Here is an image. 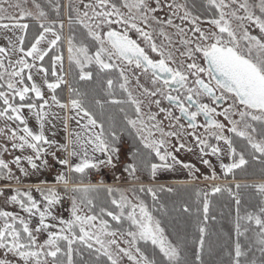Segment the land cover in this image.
Listing matches in <instances>:
<instances>
[{
  "label": "snow or ice",
  "instance_id": "6c2138e0",
  "mask_svg": "<svg viewBox=\"0 0 264 264\" xmlns=\"http://www.w3.org/2000/svg\"><path fill=\"white\" fill-rule=\"evenodd\" d=\"M5 0H0V4ZM26 2V0H24ZM209 5H214L219 12V18H215L209 21L212 25L218 29V33H205L199 27H195L192 30L199 33L198 41L195 47H187L192 44L191 39H182L181 43L186 46V51L181 53V56H187L192 59V63H188L186 68L181 64V69L172 68L168 65L167 61L171 60V54L166 58L163 52H160L162 57L159 60H153L146 53L136 40L131 39L127 32L121 33L109 28L106 32L98 31L102 25H111L113 23H123L133 29L143 37L146 43L151 41V34L144 32L133 22L129 24L128 19L120 17L119 9L114 3H110V0H96L95 4H85V8L92 9V15L89 16L88 11H84L82 15H79L76 23H79L87 30V36L96 42L98 47L94 54H90L89 48L83 44H77L76 37L69 36L67 38V51L68 60L70 64H75L80 69V80H90L92 78V72L85 71V67L89 64L95 63L101 71L117 68L116 60L125 63L127 66L135 65L136 69H141L145 75L151 73L152 84L155 88L150 95L155 96L159 93L170 104L179 110L181 116H173L171 110L161 108V112H167L166 118L175 119L177 122L181 117L186 118L188 121V127L192 129L197 128V117L203 115L205 117L206 130H209V134L217 141H223L227 145L230 158L233 160L230 164H221V168L225 173L231 172L233 169L241 168L247 164V160L243 152H237L233 147V141L223 135L224 124L213 119V115H223L225 119L232 125L228 129L229 132L235 133L239 137H243L247 140L248 145L251 147L254 153H259L261 157H264V126L260 130L262 139L256 140L252 133L257 132V128L253 126L252 122H261L264 124V37L258 38L255 35H250L243 21H248L255 25L260 33H264V0H258L255 4H249L248 0H244L239 4V9L242 10L245 15L239 16L236 11L231 13H225L224 8L229 5L225 3V0H207ZM237 0H231L232 4H236ZM35 7V18L41 20L46 16V13L41 9V5L32 0ZM130 11L136 9L140 12V19L147 20V16L143 15L142 10L153 11L145 3V0H133V2H126L123 5ZM10 7L19 9V14L16 16L0 15V20H10L11 24H0L2 28L20 29L23 32H27L29 25L27 23H21L22 20L33 17V13L23 7V3L17 0L16 3L11 4ZM183 7V6H178ZM253 8H258L261 15H256ZM99 9V10H97ZM78 11V10H77ZM0 12H6V9L0 7ZM231 16L241 23L239 28L244 29L241 37L238 39L235 30L232 28L230 20L226 16ZM116 16L117 19L113 20L111 17ZM191 13L184 12V16L181 19H189ZM199 17H191V22L195 24V21ZM171 23V20L168 21ZM72 20H69L71 25ZM63 23L60 24V28L63 29ZM38 35L34 37V42L31 46L25 50L23 48L25 36L18 37L20 46L13 45L14 50L22 53L23 55L16 61L17 68L8 73L9 79L6 82L9 93L0 91V100L3 101L5 107L0 110V117H7L9 120L19 121L24 127L22 128L23 135L18 139L21 141L19 145L13 144V147H19L21 149L27 147L32 149L35 153V157H26L28 163L33 169H37L39 165L34 162V159H41V154L45 152V149L41 146L48 145L51 150L54 141L48 140L43 132L44 124L43 120L46 113L43 111L48 104L47 100L43 99L41 88L33 82L31 86L18 87L17 85L24 84V70L28 69L29 74L27 79L33 80L31 70L36 68L35 63H29L26 57H31L33 61H44L45 57L49 55V51L52 49H59L56 47L58 42L64 38L61 33L57 32L52 25L44 23L39 24ZM183 32V29H180ZM51 34V39H47V35ZM163 35V33H161ZM225 36L227 38H225ZM240 40L246 41V48H242ZM47 41V48H42L40 45L42 42ZM151 51L157 52V46L151 43ZM5 49L0 47V54L5 53ZM202 54L204 66L197 63L196 54ZM60 62L61 73L63 72V56L61 54H54L51 56L52 70L51 74L55 77V82L49 83L47 80L48 69L42 65L37 69L38 72L44 73V83L47 88L53 92L65 83L63 75H57L56 64ZM4 67L2 59H0V68ZM189 74L195 79L192 81L193 86H189L188 77ZM120 76L124 80V83L120 84V88L127 92L126 83L127 76L123 68L120 69ZM207 76L208 80L202 78ZM3 76L0 74V79ZM18 78V79H17ZM162 81V83H161ZM108 87L111 88L113 81L109 79L107 81ZM70 93H75L79 96V92L73 88H69ZM148 92V89H145ZM175 92L176 94H171ZM29 93H34L37 100H43V103L37 105L35 102H28L26 97ZM219 93V94H217ZM11 96V100L9 99ZM207 96L210 98L211 103L215 104L218 101L231 100L232 104L229 105L224 112L217 113L214 107H211L208 103H202L200 98ZM19 98V103H13L15 98ZM30 99V98H29ZM54 104L60 108H67L70 106L72 110L76 111L77 115L83 113L82 118H86V123L80 125L82 130L88 133L86 138H83L80 133L76 134L75 140H70V144L79 145L80 151L75 149L69 150L67 145H59V147L67 152L66 158L58 160L59 164L67 166L70 173H79L83 175L86 170L95 169L101 166H111L113 164V157L119 152L116 146L118 138L115 133L112 132L111 139L105 134L103 123L97 121V119L84 108L81 100L70 98L69 104L65 105L57 99L56 95L51 97ZM129 100L135 105L136 119L125 117L127 124L131 126L140 138V142L144 148L151 150L155 153V156L159 159L160 163H152L150 166L151 175L156 176L158 170L170 169L173 164H180L172 151L167 148V141L164 137L176 136L177 132H165L160 127V123L146 124L141 118V102L135 100L131 93H129ZM100 101L97 100V104ZM113 103H120V101H113ZM159 106L160 101H155ZM27 108L29 112L35 111L36 119L40 122V131L34 133L28 126L24 116L21 114V110ZM195 108L194 111L190 109ZM239 108L240 121H234L230 119L229 112H235ZM11 113V114H9ZM149 121H156V115L152 114L148 117ZM79 123V121H77ZM242 124L243 127L239 128L238 125ZM99 128V132L95 129ZM183 128V125H181ZM153 129L160 133L161 138H154ZM251 130L249 132L248 130ZM13 137H16L13 132ZM198 145L201 147V153H204L205 148H210L212 155L219 156L221 154V148L218 145H209L207 139L196 137ZM184 144H180V148H183ZM89 148L93 154L101 153L105 159H100L94 155H89ZM179 149H177L178 151ZM190 151V149H189ZM82 153V155H81ZM55 156V153H52ZM79 156L78 163H70L68 157ZM238 157V159H237ZM255 158V156L253 157ZM171 160L173 163L169 164ZM19 165L20 158L17 157L14 161ZM45 165L47 161H43ZM204 164H209V161L204 160ZM184 167H190L185 164ZM8 164L3 160H0V169H7ZM129 174L134 175L137 171L134 165H129ZM21 172L24 169L21 168ZM27 174V173H25ZM57 183L65 185V191H71L73 193H81L79 200L80 203H86L91 206L93 204L92 199L88 197L90 191H94L95 187L91 185H73L68 188L69 178L64 173L57 175ZM240 186L237 185V188ZM258 193L264 196V184L256 186ZM164 190V189H159ZM37 191L41 193L43 198V207L35 200L29 191L20 192L17 190L15 195L9 197L11 203L19 205L20 209L27 213L29 217H37L38 223L35 228L30 227V220L25 219L19 215L13 214L8 211H0V250L4 252V258H0V264H65L63 257H66V264H74L73 262V245L79 244L85 246L87 249H94V251L102 256L107 257L110 264H120L122 257H127V260L131 264H180V252L177 245L173 244L168 236L165 234V229L161 226V221L158 220L143 200L138 197L129 199L127 196L121 194L118 199H111V204L118 209V212H113L101 207L100 213L111 217L117 224L127 222L129 227L123 231L110 230L109 223L102 215H81L80 204L77 203V197H72L71 218L64 220L58 218L53 214V206L58 204L61 200L59 193L54 188L42 189L37 188ZM109 195L114 190L109 188ZM143 192L145 189L140 188ZM172 191V189H167ZM212 191H221L220 187H214ZM147 192L152 196L155 201L157 199V189L152 187L147 188ZM199 195V193H198ZM241 201L236 199L237 216L235 223V231L237 237L244 236L249 231V226L242 224V221L254 223L258 231L256 232L255 243L259 247V250L264 254V201L261 202L258 213L247 212L245 215H240ZM162 207V206H161ZM185 212L188 211L186 207ZM209 212V201L207 195L203 201V213L205 220H207V214ZM59 219L58 231H52L51 229L55 225L48 223V220ZM78 229V231H77ZM243 229V230H242ZM121 237H128L124 239V243L128 247H120L117 239V232ZM200 232V247L202 248L204 243L205 228L199 227ZM46 233L47 238L41 243L38 240V234ZM111 237V239H109ZM143 242L144 245L151 244L153 246V252L158 249L161 256L160 260L150 258L146 254L139 244ZM66 246V250H65ZM115 246V251L112 250ZM234 258L232 264H241L240 258L245 255V251L239 242L234 246ZM200 248L197 249L196 260L200 261ZM77 254H79L77 252ZM51 258V259H49ZM99 259V256L97 257ZM202 264V262H201ZM252 264H256L252 261Z\"/></svg>",
  "mask_w": 264,
  "mask_h": 264
},
{
  "label": "rangeland",
  "instance_id": "374dc122",
  "mask_svg": "<svg viewBox=\"0 0 264 264\" xmlns=\"http://www.w3.org/2000/svg\"><path fill=\"white\" fill-rule=\"evenodd\" d=\"M16 2L17 0H5L4 3L0 4V7L6 9V12H0V15H18L19 9L10 7L11 4H14ZM20 2L23 3L24 8L34 14L33 17L26 18L22 20L21 23H27L28 21H31L38 22V24L44 23L47 25H52L54 26L55 30L61 33V35L63 36V72L61 73L60 62H57L56 64V72L57 75L62 74L64 77L65 93L67 95L68 84L66 83L68 75V65H70L67 51V12L71 10L73 14L78 18V16L82 15L84 11H88L89 16H91L92 9L85 8L84 5L95 4L96 0H36V2L41 5V9L46 13V16L41 20H37L35 18L37 10L33 5L32 0H26V2H24V0H20ZM125 2L126 0H123L121 6H116L119 9L120 17L128 19L129 24L134 22L137 27H139L141 30L150 33L151 41L146 43L143 37L140 36L135 29L123 23L102 25V27L98 29V31L106 32L109 30V28H111L112 30L119 31L121 33L127 32V34L136 39L140 45L146 46L150 53L153 54V56L162 58L160 56V52H163L164 57H167L169 54H171V63L172 65H174L175 68L177 67L175 66V64H177L179 59H182L184 64L193 62V60L189 59L186 55L181 56V53L186 51V46L181 43L182 39H191L193 41V43L188 45L187 47L194 48L195 44L199 42V33L194 32L192 30L193 28L199 27L205 33H218V29H216L214 25L209 23L210 20L197 19L195 21V24H193L191 22V17H194L193 15H191L189 19H181V17L184 16V12L187 11L182 4V0H145V3L148 5V7L150 9H154L153 11L142 10L143 15L147 16V20L140 19V12H138L135 8L131 11L128 8H125L123 6ZM127 2H133V0H127ZM243 2L244 0H237L236 4H232L231 0H225V3L229 6L227 8H224L223 11L225 13H231L232 11H236L237 15L243 16L245 15V13L239 9V4ZM257 2L258 0H248L249 4H255ZM217 3H219V0H217ZM61 5L63 7L62 19L52 20L50 14L53 12L58 15ZM253 11L256 15H261L258 8H253ZM226 18L230 20L231 26L235 30L237 38L239 39L244 31V29L238 27L241 21L236 20L230 15L226 16ZM111 19L116 20L117 17L113 16L111 17ZM169 20H171V23L168 22ZM3 23L11 24L12 21L7 19L0 20V24ZM61 23H63L64 25L63 29L60 28ZM243 23L245 24V28H247L250 35H255L258 38L264 37V33H260L259 29L255 25L251 24L248 21H243ZM180 29H183V32H181ZM161 33H163V35ZM23 34L24 32L20 29H6L0 27V47L6 50L4 54H0V59H2L4 65V67L0 68V74H2L3 76V78L0 79V91L5 92L6 94L10 92V90L6 87V82L10 78L8 73L13 71L14 68L18 67V65H16V61L23 55L22 53L15 51L13 45L16 47L20 46L18 37ZM51 38V34H48L47 39ZM225 38L227 37L225 36ZM151 43H154L157 46V52L151 51ZM246 43V41L240 40L242 48H246ZM40 47L47 48V41L42 42ZM196 57L201 59L202 54L197 53ZM25 59H27L29 63L36 64V68H33L31 70L33 80L29 81L27 79L29 70L25 69L23 73L24 84H18L17 86L30 87L31 84L35 82L41 88L43 99L48 101V104L43 110L46 113V116L43 120V132L48 140L54 141L55 143L52 145L51 150H49L48 145H41L45 149V152L41 154V159H34V162L39 165V167L37 169H33L26 159V157L28 156L35 157V153L32 151V149L27 147L23 149L19 147H13V144L19 145L21 143L18 137L24 134L22 132V128L24 127V125L14 119L9 120L6 116L0 117V160H3L5 163L8 164V168L4 169L5 173L3 169H0V211H8L12 212L13 214L24 217L25 219L30 220V227L35 228L38 223V216L29 217L27 213H24L20 209L19 205L11 203L9 201V197L15 195L17 190L20 192L29 191L32 194L33 198L37 200L38 203H40L41 207H43V198L41 196V193L37 191V188H54L57 191V185H60L61 183H57L56 177L61 173H64L66 176H68L69 183H71L72 186L81 184L91 186L107 185V187L109 188L118 190L116 191L117 197L114 198L118 199L119 196L123 194L129 199L133 200L138 197L135 193V190L133 189L136 186L140 187L143 185H148V187H152L154 184L169 186L172 183H198V185L203 186V188L207 192H210V183L230 181L227 179V174H229L230 172L225 173L220 166L222 163L230 164L233 162V160L230 158L227 145H225L223 141L215 140V138L209 134V130H206L204 126H198L196 129H192L189 128L188 125L182 124L180 121L177 122L175 119L166 118L167 112H161L160 109H170L166 107L163 97L159 93H157V95L155 96L150 95V93L152 91H155V88L158 86H154L150 81L149 77H147V75H145L141 71L136 70L138 76L133 77L129 73V69H131V66L122 65L119 60H116V69H118L120 73V69L123 68L125 71V75L127 76V92L125 91L126 95L129 99V93H131L132 97L135 100L141 102V118L145 121V123L151 124L159 122L160 127L163 128L165 132L178 133V135L176 136L164 137V139L167 141L166 146L168 150L172 151L173 155H175L176 158L181 161V163L173 164L172 168L170 169L158 170L155 177H153L151 175V171H149L148 178L137 174L130 175V170L124 169L121 166L120 160H123L125 156H123L122 158V155L119 154V157H116V155L113 157V164L111 166H101L95 168L93 171H90V173H94L96 175L95 179L91 182L88 179H86L85 183L72 182L70 179V172L67 166L59 164L56 154L55 156H53L52 153H55L56 148H60L59 145H67V147L70 148V151L73 149L80 151L79 145L70 144L69 141L75 140L77 133H80L83 138L87 137L88 133L84 132L80 126L87 122L86 118H82L83 113L77 115L76 111L72 110L70 106L67 108H60L59 106L54 104L51 99L52 95H54V92L49 90L46 84L44 83V73H40L37 71V69L41 66L40 61H33L31 57H26ZM196 62L201 64L198 59L196 60ZM120 83H124V80L122 78ZM145 89H148V92H145ZM9 99L11 100V96H9ZM26 99H29L30 102L37 103V105L43 103V100H37L35 98L34 93H29ZM156 100L160 101L159 106L156 105ZM13 103H19V98L16 97ZM61 103L68 105V98L65 102ZM230 104H232L231 100H229L223 108L218 110L219 113L224 112ZM239 110L240 109L237 108L235 112L228 113L231 120L240 121V116L238 114ZM21 114L24 116L27 122V126L34 133L40 131V122L36 119L35 111L29 112L27 108H24L21 110ZM152 114L156 115V121L148 120L149 115ZM173 116H175L174 113ZM215 117L217 121L224 124L223 135L228 136L230 138L231 134H235L228 131V129L232 127V125L227 119H225L223 115H215ZM129 118L136 119V112L134 115H129ZM77 121H79V123H77ZM249 122L252 124L254 123L252 121ZM181 125H183V128H181ZM238 127L242 128L243 125L239 124ZM95 131L99 132V128L95 129ZM248 131L251 132L250 129ZM13 132H15L16 134L15 138L13 137ZM153 132L154 138H161L159 132L155 131L154 129ZM252 135L255 137L256 140L261 139L256 135V133H252ZM196 137L207 139L209 145H218L222 150L221 154L219 156L212 155L210 152V148H205L204 153L202 154L200 150L202 146L198 145ZM181 143L184 144L183 148H180ZM177 149L179 150L177 151ZM89 155H94L97 158L105 159V157L101 153L93 154L90 148ZM17 157L20 158L19 165L14 162ZM74 158L75 162L71 161V158L69 162L76 163V159H80L79 156H74L73 159ZM204 160L209 161V164H204ZM43 161H47V164L45 165L44 163H42ZM156 163H160L158 158ZM168 163L172 164L173 162L169 160ZM185 164L189 165L190 167H184L183 165ZM21 168L24 169V172H21ZM146 180H149V182H147ZM258 181L261 182L259 183V185L264 184V179H259ZM70 194L71 206L69 210H67L65 213L61 214L59 212V203L53 206V214L56 215L58 218H63L64 220H68L71 218L73 195L72 192ZM118 211L119 210H117V212ZM80 214L92 215L91 213L86 211L81 205ZM47 222L55 225V227L51 229L52 231H58L60 227L59 219L55 221L48 220ZM46 238V233L38 234L39 242L42 243ZM109 239H111V237H109ZM115 239H117L118 243L120 244V247H128V245L123 242L124 239H128V237H121L119 232H117V236L115 237ZM112 250L115 251V246H113ZM0 258H4L3 250H0ZM120 264H131V262L127 260V257H122L120 260Z\"/></svg>",
  "mask_w": 264,
  "mask_h": 264
},
{
  "label": "trees",
  "instance_id": "16d2710c",
  "mask_svg": "<svg viewBox=\"0 0 264 264\" xmlns=\"http://www.w3.org/2000/svg\"><path fill=\"white\" fill-rule=\"evenodd\" d=\"M116 6H121L123 0H110ZM183 6L194 17H199L200 20H212L218 18L219 12L214 5H209L207 0H182ZM51 13V12H50ZM67 34L76 37V43L85 44L90 53H94L98 45L90 37L87 36V30L79 23H76L77 17L71 10L67 12ZM63 7L61 5L58 15L51 13V19H62ZM56 17V18H55ZM72 20L71 25L69 20ZM29 28L24 32L25 40L23 48L27 50L34 42V37L38 35L41 29L38 22L28 21ZM59 51L52 49L44 61H40V65L48 69L47 80L54 82L55 77L52 76L51 56L54 54H63V40L58 42L56 46ZM86 71L92 72L90 80H80L79 69L75 64L68 65V94L65 93V83L57 88L54 92L57 99L65 102L68 98L81 100L84 108H86L98 122L103 123L105 134L111 139V133L114 132L118 138L116 146L119 154L124 159L121 161V166L124 169L130 170L129 165H134L137 169L135 175L148 177L150 166L157 162V157L149 149L143 147L134 129L127 124L125 117L135 114V105L128 99L126 92L120 88L121 76L118 70L109 69L101 71L97 65L90 64L85 68ZM111 79L113 85L108 87L107 81ZM73 88L79 92V96L75 93H70L69 88ZM1 90V89H0ZM30 102L29 99H27ZM97 100L100 101L97 104ZM120 101V103H113ZM4 104L0 100V110H3ZM253 126L257 128L256 135L262 139L260 130L264 124L254 122ZM230 139L233 141V147L237 152H243L247 164L241 168L233 169L227 174L229 182L210 183V192H207L203 186L198 183H172L169 186L154 184L152 188L157 189L154 201L152 196L147 192L148 185L136 186V195L144 201L152 214L161 221V226L165 229V234L169 240L178 246L180 252V264H232L234 258V246L237 240L241 243L245 255L240 258L241 264H264V254L256 245V232L258 229L254 223L242 221V224L249 226V231L246 237H237L235 231V223L237 216L236 199L241 201L239 209L240 215H245L247 212L258 213L261 202L264 201V196H261L256 186L261 183L259 179H264V157L259 153H254L245 138L239 137L236 134H231ZM118 155V156H117ZM255 156V158H253ZM4 170V169H3ZM86 170L83 175L79 173H70V179L74 183H85L90 174ZM5 173V170H4ZM149 178V177H148ZM149 182V180H146ZM237 185L240 187L237 188ZM220 187L221 191L213 192L214 187ZM95 190L88 193V197L92 199L91 206L86 203H80L79 197L81 193H73L77 197V202L89 213L102 215L109 223L111 230L123 231L129 227L127 222L117 224L111 217L101 214L100 208L117 212L118 209L111 204V199L117 197L116 191L111 195L108 193L107 185H96ZM143 187L145 191L141 192ZM172 191H167V189ZM113 189V188H112ZM164 189V190H159ZM199 193V195H198ZM207 195L209 201V212L207 220L203 213V201ZM162 206V207H161ZM188 208L185 212L184 209ZM205 228L204 243L200 247V232L199 227ZM243 230V229H242ZM119 232V231H118ZM139 246L145 250L150 258L157 260L161 259L158 249L153 252L151 244L144 245L140 242ZM73 262L74 264H110L107 257L97 254L94 249H87L83 245H73ZM200 248V261L196 260L197 249ZM66 250V246H65ZM77 252L79 254H77ZM99 256V259L97 257ZM66 264V257H63Z\"/></svg>",
  "mask_w": 264,
  "mask_h": 264
},
{
  "label": "flooded vegetation",
  "instance_id": "af4514ba",
  "mask_svg": "<svg viewBox=\"0 0 264 264\" xmlns=\"http://www.w3.org/2000/svg\"><path fill=\"white\" fill-rule=\"evenodd\" d=\"M118 32H119V31H118ZM128 36H129V35H128ZM129 37H130L131 39H133V40H136V39H134V38L131 37V36H129ZM136 41H137V40H136ZM137 43H138V41H137ZM138 44H139V43H138ZM139 45H140V44H139ZM140 46H141L142 48L145 49L146 53L149 55V57H150L151 59H153V60H159V59H161L160 57L153 56V54L150 53V51L148 50V48H147L146 46H142V45H140ZM165 58H166V57H165ZM198 60L200 61L201 66H204L203 57H201V59L198 58ZM171 62H172V60H168V61H167L168 65H169L170 67H172V68H175L174 65H172ZM182 62H183L182 59H179V61L177 62V64H175V66H177L176 69H181V64H182ZM120 63H121L122 65H126L125 63H123V62H121V61H120ZM183 66H184V68H186L187 64H184V62H183ZM117 70H118V69H117ZM136 70L143 72L141 69H136V68H135V65H131V69H129V73H130V75H132L133 77H137L138 74H137V71H136ZM118 72H119V70H118ZM143 73H144V72H143ZM147 77H149L150 81L152 82V80H151V73H150V72L147 74ZM202 78L205 79V81L208 80V77H207V76H202ZM194 79H195V77H193V76H191V75L189 74V77H188V84H189V86H193V85H192V81H193ZM161 83H162V81H161ZM156 86L159 87L160 84H157ZM171 94L175 95L176 93H175V92H172ZM217 94H219V93H217ZM162 97H163V96H162ZM163 99H164V102H165L166 107L169 108L170 110H172L175 116H181V113L179 112V110H178L177 108H175L172 104H170L169 101H167L164 97H163ZM200 100H201L202 103H208L211 107H214V108L216 109V112L219 113L218 110L221 109V108H223V107L226 105V103H227L230 99H229V100H226V101H218V102H216L215 104L211 103L210 98L207 97V96L201 97ZM194 110H195V108L190 109V111H194ZM213 119L217 120L216 117H215V115H213ZM179 121H180L182 124L188 125V121H187L186 118L181 117V119H180ZM196 123H197V127H198V126H201V127H202V126L205 125V123H206V121H205V117H204L202 114L199 115V116L197 117V121H196Z\"/></svg>",
  "mask_w": 264,
  "mask_h": 264
},
{
  "label": "built area",
  "instance_id": "2783aa9c",
  "mask_svg": "<svg viewBox=\"0 0 264 264\" xmlns=\"http://www.w3.org/2000/svg\"><path fill=\"white\" fill-rule=\"evenodd\" d=\"M68 149L70 150V148L68 147ZM55 154L57 159H61V158H66L67 157V152L63 151L61 148H56L55 149ZM71 157H68V159L70 160ZM96 173V172H95ZM95 174L94 173H90L88 176V180L91 182L92 180L95 179ZM72 186L71 183L68 184V188H70ZM57 192L59 193L61 200L59 202V212L61 214L65 213L67 210H69L70 206H71V191H65V185L64 184H60L57 185Z\"/></svg>",
  "mask_w": 264,
  "mask_h": 264
},
{
  "label": "crops",
  "instance_id": "0c3cea01",
  "mask_svg": "<svg viewBox=\"0 0 264 264\" xmlns=\"http://www.w3.org/2000/svg\"><path fill=\"white\" fill-rule=\"evenodd\" d=\"M71 161H74L75 162V158L73 159V157H71ZM78 162H79V159H76V163H78Z\"/></svg>",
  "mask_w": 264,
  "mask_h": 264
}]
</instances>
